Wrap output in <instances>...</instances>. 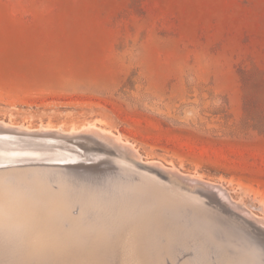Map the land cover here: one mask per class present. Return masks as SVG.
Here are the masks:
<instances>
[{
	"label": "rangeland",
	"instance_id": "rangeland-1",
	"mask_svg": "<svg viewBox=\"0 0 264 264\" xmlns=\"http://www.w3.org/2000/svg\"><path fill=\"white\" fill-rule=\"evenodd\" d=\"M0 119L110 124L137 152L71 179L60 199L100 208L55 216L54 241L0 225V264H264V225L137 164L264 221V0H0Z\"/></svg>",
	"mask_w": 264,
	"mask_h": 264
},
{
	"label": "bare ground",
	"instance_id": "bare-ground-1",
	"mask_svg": "<svg viewBox=\"0 0 264 264\" xmlns=\"http://www.w3.org/2000/svg\"><path fill=\"white\" fill-rule=\"evenodd\" d=\"M91 121H90V123L86 124L84 122L83 124H79V125L71 123L66 127V126H61V125H54L50 122L45 123V124H40L37 126H29V125H26L23 123L22 124L21 123H14L11 120L7 121V120L0 119V225L1 226H4V227L6 226L10 230L16 231L17 233H19L21 239H26L29 233H32L33 231L35 233V231L36 232L38 231L39 232V234H38L39 235L38 236L39 241L50 242V241H54L56 239V229L54 228V225H53V222L55 220V216L56 217L60 216L61 218L67 217L66 214L71 209V207H78L82 211L88 210V209H99L100 208V206L92 205L90 202H87V203L86 202H81V203L72 202V201H69L67 198L60 199V197L58 196L59 194L65 193L67 190L71 189V186L75 185V184L71 185L72 183H74L73 180L71 181V179H75V177H76L75 180H80V181L85 180L86 181V183H81V187H78V189H83V190L87 189L89 184H90V182H89L90 180H87L84 178L83 179L79 178V176H81L80 174L87 173V171L77 170V169L72 170V171H64V170H59V169H55V168H53V169L50 168V167H55V166L60 167L59 166L60 164H66L67 165L70 163H77L79 165L82 164L83 166H84V163L93 164L97 160L105 159L106 157L111 156L114 153V151H116L118 153L124 152L127 154L133 152V149H132L133 147L131 148L127 143H122V140H121L119 135H116V136L111 135L112 131L110 130L111 128L109 127L110 124L108 125V127H107V125H95V126L100 128V129H95L94 127H92V126H94L95 123H93ZM102 122H104V120ZM106 122H108V121H106ZM86 126H87V128H85L83 130L81 129V128H84ZM135 151L136 150H134V152ZM135 153H137V152H135ZM138 162H140V159ZM154 162L153 161H147L145 163H143V162L142 163L136 162V163L139 166H141L142 169L145 171H151V172L163 171V172H166V174H170L171 176L170 175L169 176L172 178L173 183L177 184L180 187L182 186V183L187 179H189L191 181H195V182H200V184L202 185V188L200 191H205L207 193H210V195L212 196L211 200H215L217 202H223L226 205L230 206L232 208V210L234 211L233 213L236 212V213H238V215H237L238 217L243 218L242 221L246 220L248 222H252L251 224H254V222H255L256 225H259V226L264 225V221H262L263 222L262 223L260 220L261 218H258L255 215L249 213L250 211L248 212L247 211L248 209L245 210L242 207L239 208L236 205H232L230 198H228L229 195L227 196L228 193L226 194L224 187L222 188L220 185H213L211 183L205 182L204 180L202 181V180H198L195 178H191V176L186 178V177H184L185 175L182 176L178 173L176 174L173 171H170L166 166L163 167L159 163L157 164V162L156 163H154ZM82 165H80V166H82ZM116 166H118V164ZM153 168H155V169L152 170ZM115 169H117V168H115ZM88 174H90V173H88ZM148 182H150V181H148ZM195 182H194V184H195ZM76 184H80V182H77ZM53 185L57 186L56 189L58 191H53V189H51V187ZM91 185H93V184L91 183ZM116 187H115V189H116ZM122 188H123V186H122ZM144 190H146V189H144ZM189 190H192V189H189ZM200 191L198 190L197 192L200 193ZM191 192H193V191H191ZM172 193L170 195L174 194V193L173 194ZM114 194L116 195V193H114ZM114 194H113V190H112V198H113ZM156 194H158V193H156ZM195 195H197V194H195ZM175 196H176V194H175ZM129 197H131V196H129ZM166 197H168V196H166ZM164 199H165V197H164ZM254 199H255V197H254ZM260 201L261 200H259V202ZM235 203H236V201H235ZM263 204H264V202H263ZM262 205H261V208H262ZM224 207H222V208H224ZM230 207H229V209H230ZM243 207H245V206L243 205ZM202 208H204V207H202ZM259 211H261V210L259 209ZM229 212H230V210H229ZM263 212H264V210H263ZM201 214H202V212H201ZM209 215H211V214H209ZM226 215H228V214H226ZM237 216H234V217H237ZM224 218L225 217H223V219ZM71 221L73 222V224L78 223V219H72ZM143 221H145V220H143ZM243 223H245V222H243ZM236 224L238 225V223H236ZM255 230H257V229H255ZM99 231H100V229H99ZM191 231H193V230L191 229ZM72 232H74V231H72ZM258 232H259V230H258ZM129 235H132V233ZM179 235H180V233H179ZM251 235H253V234H251ZM254 235H256V233ZM165 236H167V235H165ZM242 238H243V236H242ZM88 239H90V238H88ZM240 239H241V237H240ZM232 241L234 242V240H232ZM94 242H96V241H94ZM241 243H243V242H241ZM262 243H263V240H262ZM235 244H237V243H235ZM206 246L208 247L207 244H206ZM27 248H29V247H27ZM31 250H33V249H31ZM84 250H86V249H84ZM226 251H228V250H226ZM127 252H128V250H127ZM172 252H174V251H172ZM229 253L233 254L231 252H229ZM226 254H228V253H226ZM18 255H20V254H18ZM77 255H80V254L78 253ZM26 256H27V254H26ZM251 258H252V256H251ZM50 259H51V257H50ZM237 259L241 264L247 263V260L241 254L238 255ZM70 261H71V259H70ZM210 262H211V260H210Z\"/></svg>",
	"mask_w": 264,
	"mask_h": 264
},
{
	"label": "water",
	"instance_id": "water-1",
	"mask_svg": "<svg viewBox=\"0 0 264 264\" xmlns=\"http://www.w3.org/2000/svg\"><path fill=\"white\" fill-rule=\"evenodd\" d=\"M106 159V158H105ZM105 159H100V160H97V161H95L93 164H86V163H84V166L82 165V164H80V165H82V166H80L79 164H77V163H70V164H60L59 166L60 167H69V168H74V169H77V170H86V169H88V168H91V167H93L94 165H97V164H100V163H102ZM92 165V166H91Z\"/></svg>",
	"mask_w": 264,
	"mask_h": 264
}]
</instances>
